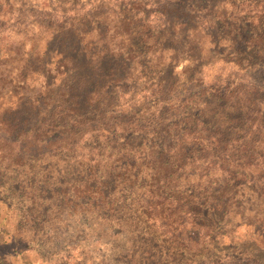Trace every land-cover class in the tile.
<instances>
[{
    "label": "trees",
    "instance_id": "obj_1",
    "mask_svg": "<svg viewBox=\"0 0 264 264\" xmlns=\"http://www.w3.org/2000/svg\"><path fill=\"white\" fill-rule=\"evenodd\" d=\"M98 1L96 6L88 3L77 8L73 5L79 4V0H59L58 4H65L56 14L50 13L55 0L38 2L43 8L19 10L17 15L14 5L1 7L0 16H7L8 22L0 23V91L14 96L16 105L0 116V159L21 162L58 151L77 153L82 144L89 146L95 136L100 147L96 150L98 155H91L90 159H100L106 148L116 152L110 156L115 160L105 177L94 173L96 194L110 193L115 197L119 190L124 193L126 189L140 188L149 208L158 213H161L159 202L172 196L170 218L163 220L170 235L169 245L179 256L182 255L179 249L203 252L212 228L197 224L184 201L200 196L203 205L222 211L228 224L239 208L237 183L254 181L264 186V163L245 160L264 153V112L253 108L256 99L264 94V78L231 69L214 76L200 72L193 75L200 79L192 76L179 87L164 79L165 73L145 69L137 74L138 78L143 80L144 75L155 82L143 90L146 97L141 98V111L134 110L139 92L125 110L129 106V93L137 92L135 75L142 63H159L158 55L164 51L161 45L166 39L176 38L184 43L198 30L197 7L191 2L209 1L210 6L214 0ZM218 1L221 2L218 8H204L210 17L206 23L215 32L217 29L231 32L237 44L232 50L245 53L250 50L248 30L239 16H252V24L264 29V0L238 6L235 0ZM230 7L239 12L229 14ZM237 23L242 26L238 31ZM35 25L37 33L20 31ZM12 34L16 38L32 35L31 42H53L59 49L51 54L50 61L48 53L37 52L39 68L29 62L24 65L25 42L9 41ZM258 38L262 42L264 34ZM201 50L196 40L189 42L186 53L193 69L199 62L212 60L211 52L203 57ZM147 56L149 62L144 61ZM181 56L176 50L172 63H177ZM41 69L53 77L37 87L38 81L27 74L36 75ZM126 81L135 85L133 91L124 87ZM111 95L120 96L116 107L107 110L103 97ZM225 100L239 105L233 108L241 116L226 122L225 117L231 114H224L217 107V103ZM201 107H210L208 115ZM88 111L99 113L75 127L73 118L83 119ZM221 115L227 126L224 130L218 126ZM129 135L139 139L132 145L120 144ZM120 146H124L123 154L118 152ZM250 152L252 155L248 156ZM108 201L107 205L112 206L110 197ZM9 209L0 202V243L14 248L17 228L10 221ZM263 220H260L262 227ZM9 226L12 231L7 230ZM254 240L257 244L261 241L264 247V237L256 234ZM242 260H226L229 263L222 260L219 264H241ZM246 260L257 262L253 257Z\"/></svg>",
    "mask_w": 264,
    "mask_h": 264
},
{
    "label": "rangeland",
    "instance_id": "obj_2",
    "mask_svg": "<svg viewBox=\"0 0 264 264\" xmlns=\"http://www.w3.org/2000/svg\"><path fill=\"white\" fill-rule=\"evenodd\" d=\"M58 1L55 0L56 3H53L51 0L53 5L50 13L56 14L62 10L60 6L65 3L58 4ZM247 1L255 0H235L237 6ZM38 2L43 3L44 0H0V8H4V4H12L15 15H17L19 10L30 12L43 8ZM98 2V0H79V4L71 3V5L81 8L88 3L96 6ZM107 3H113V1H107ZM191 3L197 7L196 22L199 28L189 37L200 45L203 57H207L209 55L207 53L211 52L212 60L199 62L193 69L190 66L189 55L186 53L192 39L184 43H179L180 41L176 38L166 39L161 45L164 51L158 55L159 63L152 62L148 65L142 63L141 70L139 68L136 70L137 87L135 89L137 92L129 93L127 97L129 106L125 110L133 104L131 100L139 92L134 110L141 111L139 107L141 98L146 97L143 90L147 85L155 82L144 75L143 80L142 77L138 78L137 74L145 69L150 72L165 73L163 78L169 79L171 84L179 87L189 81L194 74L197 75L200 72L214 76L231 69L244 74L248 72L253 76L261 75L264 78V39L262 38V42L259 38L257 39L264 34V29L256 28L252 24L253 17L239 16L242 24L247 27V37L250 43V50L244 53L242 50H232L235 48L234 44H237L232 40L231 32L221 29L215 32L216 29L210 28L206 23L210 17L206 16L207 8H204L209 6V1ZM220 3L214 0L208 9L218 8ZM3 8L0 11H3ZM230 10L229 14L239 12L231 7ZM32 15L35 14L32 13ZM107 19L111 21V18ZM30 21L33 20L30 19ZM7 22V16H0V23ZM236 27L238 31V28L242 26L237 23ZM21 29V33L25 34L38 32L37 25L35 28L29 26L27 29ZM30 39L32 35L16 38L12 34L9 37L11 42H25L24 65L29 62L31 66L39 68L37 52L48 53L47 57L50 61L51 54L57 53L59 49L57 43L40 40L31 42ZM12 44L7 45L6 48ZM139 46L141 47V44ZM176 50H179L182 56L177 63H172L171 57ZM146 51V54L149 53ZM149 60L147 56L144 61L149 62ZM192 69L193 72H191ZM38 71L36 75L31 72L27 74L33 80L38 81L37 87L53 77V75H46L42 69ZM196 75L192 79H200V76L196 77ZM124 87L132 88L128 91H133L135 85L126 81ZM119 96L103 97L107 110L110 107H116ZM256 102L257 105L253 108L264 112V94H261ZM15 105L14 96L0 91V116ZM234 105L239 106L228 100L217 103L218 109L224 114H231L225 117L226 122L230 118L241 116V112L233 108ZM209 110L210 107L204 109L203 113L208 115ZM98 113L88 111L83 119L74 117L72 123H75V127L82 126L81 123L86 118ZM223 121L221 115L218 126L222 130L227 127ZM137 139H139L137 136L129 135L121 140L120 144L132 145L131 143ZM137 144L138 142L135 145ZM99 147V140L94 136L90 139L89 146L82 144L81 150L77 153L58 151L44 158L23 159L21 162H3L0 159V202L9 206L10 221L17 228L15 232L17 246L13 248L0 243V264H219L222 260L226 262L228 259L238 258L243 259L241 264H264L262 240L260 239L259 244L254 240L256 234L264 237V226L262 227L260 223V220L264 219V186L254 181L237 183L240 186L239 208L235 210L236 214L231 216V222L228 224L226 215L222 211L211 208L212 205H203L201 202L203 199H200V196L184 201L196 223L210 226L212 233L203 252L189 253L178 248L182 253L179 256L180 253L169 245L170 235L163 222L164 219L167 221L170 218L173 207L170 201L174 198L170 195L171 197H166L167 200H163L164 202L160 201L161 213H158L149 208L150 204L145 202L143 189L140 188L126 189L124 193L123 190H119L115 197L110 193L107 195L104 193L102 196L96 194L97 192L93 190L94 173L105 177L115 160L110 156L111 154L116 155L115 151L106 148L100 159H90L91 155H98L96 150ZM123 149L124 146H120L118 152L122 153ZM250 155L252 152L248 154ZM90 160L97 161V163L91 164ZM245 160L255 164L264 163V153ZM190 194L192 195V192ZM109 197L112 206L107 205ZM7 230L12 231L10 226ZM248 257H253L257 262L247 261Z\"/></svg>",
    "mask_w": 264,
    "mask_h": 264
}]
</instances>
